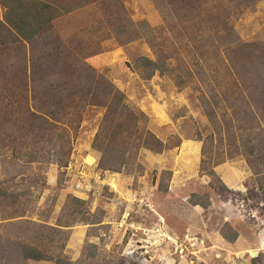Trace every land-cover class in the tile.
<instances>
[{"label": "rangeland", "instance_id": "obj_1", "mask_svg": "<svg viewBox=\"0 0 264 264\" xmlns=\"http://www.w3.org/2000/svg\"><path fill=\"white\" fill-rule=\"evenodd\" d=\"M59 1L50 44L0 47V264H264V0ZM159 47L185 87L140 76ZM106 85L166 147L120 172L93 147Z\"/></svg>", "mask_w": 264, "mask_h": 264}, {"label": "trees", "instance_id": "obj_2", "mask_svg": "<svg viewBox=\"0 0 264 264\" xmlns=\"http://www.w3.org/2000/svg\"><path fill=\"white\" fill-rule=\"evenodd\" d=\"M50 1V0H49ZM3 0L6 11L4 23L0 24V40L2 48H5L10 41L8 35L15 39L13 42L35 43L42 41L50 44L53 37V22L61 17L65 11L70 12V6L59 0ZM122 24L116 26L114 33L122 42L130 43L149 36L146 29H130V21L125 17ZM4 34V35H3ZM60 50V46L55 48ZM156 59H142L138 71L142 79L150 80L155 74L174 76L180 80L178 83L185 87L186 82L182 79L187 76L181 74V62L176 49L155 48ZM97 89L98 92H88L85 96L91 99L90 105H98L106 108L105 117L101 123L100 130L94 140L93 147L102 153L99 167L103 171L120 172L130 163L132 156L137 151L149 149L161 153L166 147L145 127V116L134 112L124 103V96L120 92ZM64 138L65 137H61ZM205 148V147H204ZM203 166L208 169V150L205 148L202 153ZM223 190H228L225 186ZM228 238L227 235H223ZM237 235L233 237L236 238ZM228 240H232L228 238ZM235 240V239H234ZM234 242V241H233ZM30 258V257H29ZM32 259L41 260L42 256H31Z\"/></svg>", "mask_w": 264, "mask_h": 264}]
</instances>
